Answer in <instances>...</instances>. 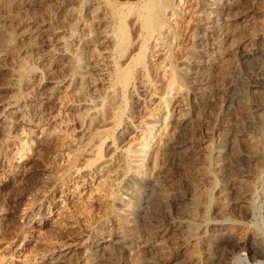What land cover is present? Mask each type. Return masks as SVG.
I'll return each instance as SVG.
<instances>
[{
    "label": "rangeland",
    "instance_id": "1",
    "mask_svg": "<svg viewBox=\"0 0 264 264\" xmlns=\"http://www.w3.org/2000/svg\"><path fill=\"white\" fill-rule=\"evenodd\" d=\"M141 1L0 0V264H264V0H176L160 71L82 84Z\"/></svg>",
    "mask_w": 264,
    "mask_h": 264
},
{
    "label": "bare ground",
    "instance_id": "2",
    "mask_svg": "<svg viewBox=\"0 0 264 264\" xmlns=\"http://www.w3.org/2000/svg\"><path fill=\"white\" fill-rule=\"evenodd\" d=\"M27 1V0H26ZM119 1V0H118ZM175 1L176 0H144L142 2V4H140V7L134 11L137 20L140 23L141 26V30H142V34H143V39L141 42V46L139 49V53L134 54V52H132L133 50H131V46L133 43H131V34L129 31V28L127 26V13L126 11H124L125 9L119 7L118 5L114 4V3H106V11L108 10L109 15H110V19L113 20V24H115V30L113 32V34L115 36H113V41L115 42V51H116V56L117 59H113V60H108V59H101V56H99V54L95 55V62L93 63V67L91 65H89V60L86 59V61H84V65L80 66L81 68L79 69L81 71V74L79 75L80 77V82H82V84H86L88 83L87 81L91 78L94 79L95 77L93 76V68L95 67H100L99 72H103V70H107L106 68L110 67V71L107 74L108 77L112 78L114 80V82L119 85V87L123 90L126 91L128 89V87L131 84V81L134 78V74H135V70L139 67H145V70L147 71V74H151L152 72H156L159 69H161L163 66L160 64L159 67H156L157 62H159L160 58L162 57V53H160L161 50L158 49V42L155 43V45H153V48L151 50L149 42L152 41L153 38H157V41H161V39L163 40H169V42L171 40H173L175 38L176 35V30H174L173 27L170 26L169 24V19L167 17V13L170 14L172 17L176 16L175 14ZM184 0H181V2H183ZM105 5V3H104ZM136 6V5H135ZM177 6V5H176ZM133 7V6H132ZM200 7V6H199ZM104 8V7H103ZM104 12V11H103ZM177 19V18H176ZM109 20V18H108ZM72 23V22H71ZM139 26V27H140ZM173 26V25H172ZM218 33V32H217ZM134 34V33H132ZM204 36V35H203ZM88 38V37H87ZM92 38V37H91ZM40 39V38H39ZM111 39V38H110ZM6 40V39H5ZM112 41V42H113ZM173 42V41H172ZM6 44V43H5ZM109 44V43H108ZM139 44V43H138ZM9 45V44H8ZM112 45V44H111ZM7 46V45H6ZM136 46V45H135ZM177 46V45H176ZM139 47V46H138ZM160 48V47H159ZM156 49V50H155ZM138 50V49H137ZM6 51V50H5ZM10 51V50H9ZM93 51V50H92ZM152 51L151 54L149 55L148 52ZM2 52V51H1ZM11 52V51H10ZM114 54V52H113ZM112 54V55H113ZM132 55V57H131ZM151 57V62L148 61V59L150 60ZM131 57V58H130ZM163 58V57H162ZM246 59V58H245ZM130 60V61H129ZM161 63V62H160ZM195 63V62H194ZM159 64V63H158ZM126 65V66H125ZM14 67V66H13ZM103 67H105L103 69ZM163 70V69H162ZM166 70V69H165ZM160 71V70H159ZM193 71V70H192ZM147 75V76H148ZM174 74H172L173 76ZM94 77V78H93ZM150 77V76H149ZM179 77V76H178ZM143 79V78H142ZM174 79V78H173ZM184 79V77L182 78ZM145 80V79H144ZM181 80V79H180ZM84 82V83H83ZM88 85V84H87ZM165 85V84H163ZM81 86V85H80ZM98 86V85H97ZM146 87V86H145ZM85 88V87H84ZM94 89V88H93ZM25 90V89H24ZM83 90V89H82ZM82 93V91H81ZM84 93V92H83ZM82 93V94H83ZM90 93V92H89ZM76 94V93H75ZM81 94V95H82ZM88 94V93H87ZM86 95V93H85ZM91 97H93L91 95ZM45 98V97H44ZM58 99V98H57ZM81 99V98H80ZM206 101V98H205ZM47 104V103H46ZM111 107V106H110ZM158 108V107H157ZM49 110V109H48ZM51 110V109H50ZM4 111V110H3ZM110 111V110H109ZM126 111V110H125ZM249 111V110H248ZM250 112V111H249ZM248 112V115H249ZM46 113V112H45ZM255 115V114H254ZM41 117V116H40ZM93 118V117H92ZM106 118V117H105ZM117 124L120 125L122 123V115L119 114L116 118ZM67 122V121H66ZM106 122V121H105ZM256 122V121H254ZM250 123V122H249ZM247 126V125H246ZM3 128V127H2ZM102 128V127H101ZM100 128V129H101ZM88 129V128H87ZM173 131V130H172ZM179 132V131H178ZM62 133V132H61ZM70 133V132H69ZM65 134V133H64ZM123 134V135H122ZM121 134V136L125 135V132H123ZM156 134L154 133V137L155 138ZM166 136V135H165ZM19 143H20V152L18 153L17 157L18 159H23L27 156V153L29 152L30 149H32V145L35 143L33 141H31V139L29 140H25L23 138L19 139ZM160 141V140H159ZM144 142H146V140H144ZM156 141H151L148 145L150 144H155ZM143 144V143H142ZM146 145V146H148ZM35 146V145H34ZM103 148L104 146L102 145L101 147H99V150L97 151L98 154V158L100 159L101 157H103ZM108 149H112L111 146H108ZM231 149V148H230ZM80 150V149H79ZM94 150V149H93ZM19 151V150H18ZM166 151V150H165ZM232 151V150H231ZM46 152V151H45ZM79 152V151H78ZM93 152V151H91ZM90 152V153H91ZM162 152V151H161ZM198 152V151H197ZM80 153V152H79ZM78 153V154H79ZM163 153V152H162ZM166 153V152H165ZM96 154V153H95ZM80 157V156H79ZM77 156L74 157V162H72L70 166V169H74L77 167V163L76 161L78 160ZM163 157V156H162ZM50 158V157H49ZM237 158V157H236ZM246 158V156H245ZM260 158V157H259ZM239 159V158H238ZM244 159V158H243ZM83 160V159H82ZM98 160V159H96ZM103 160V159H102ZM242 160V159H240ZM246 160V159H244ZM259 160V159H258ZM236 162V160H235ZM110 163V162H109ZM114 163V162H113ZM121 164V163H119ZM260 164V163H259ZM108 165V164H107ZM117 166V165H116ZM122 166V165H121ZM238 166H240L238 164ZM237 166V167H238ZM260 166V165H259ZM115 167V166H114ZM117 168V167H116ZM120 168V167H119ZM258 168V167H257ZM121 169V168H120ZM259 169V168H258ZM122 170V169H121ZM107 171V170H106ZM110 171V170H108ZM235 171V170H234ZM237 171V170H236ZM243 171V170H242ZM118 172V171H117ZM232 172V171H231ZM239 172V171H238ZM240 173V172H239ZM108 174V173H107ZM241 174V173H240ZM244 174V173H243ZM248 174V173H245ZM112 175V174H111ZM236 175V174H235ZM232 176V175H231ZM234 176V175H233ZM238 176H242V175H238ZM249 176V175H248ZM236 177V176H234ZM250 177V176H249ZM248 178V177H247ZM243 179V178H242ZM235 180V179H234ZM248 180V179H247ZM246 180V181H247ZM156 181V180H155ZM158 181V180H157ZM113 182V181H112ZM156 184V182L154 183ZM143 186H145V184H141ZM159 185V184H158ZM158 185L156 184V187H158ZM235 185V184H233ZM239 185V184H237ZM241 186V185H240ZM161 187V186H160ZM232 187V186H231ZM241 188V187H240ZM243 188V187H242ZM159 189V188H158ZM157 189V190H158ZM244 189V188H243ZM241 190V189H239ZM238 190V191H239ZM161 191V189L159 190ZM233 191V190H232ZM236 192V190H235ZM244 192V191H242ZM250 192V191H249ZM40 193V192H39ZM157 192H155L156 194ZM234 193V192H233ZM247 193V192H244ZM162 194V193H161ZM161 196V195H160ZM163 196V195H162ZM240 197V196H239ZM139 198V197H138ZM153 198V197H152ZM158 198V197H157ZM237 198V197H236ZM144 199V198H143ZM148 199V198H147ZM184 199V198H183ZM247 199V198H244ZM244 199H237V203H234L233 199L232 202L233 203H229L226 204L227 206L225 207V212H230L233 211V209L235 208V206L244 209L246 207V203ZM153 200V199H152ZM153 202V201H152ZM144 203V202H143ZM148 203V202H146ZM142 204V203H141ZM110 205V204H109ZM143 205V204H142ZM141 205V206H142ZM111 207V206H109ZM139 209V208H138ZM145 210V209H144ZM224 210V209H223ZM222 210V211H223ZM236 210V209H235ZM146 212V211H145ZM168 217V216H167ZM207 233V232H206ZM14 234V233H13ZM194 235V234H193ZM212 235H217L216 233H213ZM196 237V235H194ZM216 237V236H215ZM116 241V240H115ZM196 241V240H195ZM198 241V239H197ZM242 241V240H241ZM206 242V241H205ZM240 242V241H239ZM114 243V242H113ZM123 243V242H122ZM118 244V243H117ZM115 245V244H114ZM125 245V244H124ZM105 247L102 248L101 250L98 251L99 254L96 255V257L103 259L105 262L106 260H109L111 253V250H113V248L110 247L109 245H104ZM116 246V245H115ZM120 247V246H119ZM124 247V246H123ZM126 247V246H125ZM128 247V246H127ZM111 248V249H110ZM115 248V247H114ZM120 249V248H119ZM125 249V248H124ZM170 250V249H169ZM209 250V249H208ZM116 253V252H115ZM213 253V252H212ZM111 258V257H110ZM112 260V259H111ZM103 261V262H104ZM104 264V263H103ZM108 264V263H105Z\"/></svg>",
    "mask_w": 264,
    "mask_h": 264
}]
</instances>
